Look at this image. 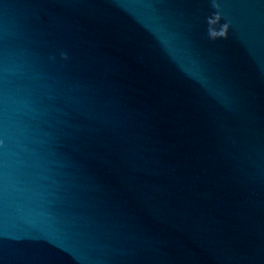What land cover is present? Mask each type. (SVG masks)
<instances>
[{
    "label": "water",
    "instance_id": "95a60500",
    "mask_svg": "<svg viewBox=\"0 0 264 264\" xmlns=\"http://www.w3.org/2000/svg\"><path fill=\"white\" fill-rule=\"evenodd\" d=\"M0 264H264V0H0Z\"/></svg>",
    "mask_w": 264,
    "mask_h": 264
}]
</instances>
